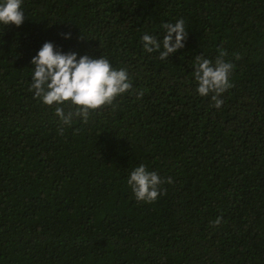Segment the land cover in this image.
Listing matches in <instances>:
<instances>
[{
    "label": "trees",
    "instance_id": "16d2710c",
    "mask_svg": "<svg viewBox=\"0 0 264 264\" xmlns=\"http://www.w3.org/2000/svg\"><path fill=\"white\" fill-rule=\"evenodd\" d=\"M21 7L19 26L0 25V264H264V0ZM177 19L183 47L145 52L141 36ZM46 40L104 55L131 89L63 125L29 90ZM220 49L234 68L217 108L192 64ZM141 163L164 181L154 202L126 184Z\"/></svg>",
    "mask_w": 264,
    "mask_h": 264
},
{
    "label": "clouds",
    "instance_id": "9594fccd",
    "mask_svg": "<svg viewBox=\"0 0 264 264\" xmlns=\"http://www.w3.org/2000/svg\"><path fill=\"white\" fill-rule=\"evenodd\" d=\"M23 0H0V25L9 23L19 26L25 19L21 7ZM162 37L149 33L141 36L145 52H158L164 60L175 50L183 47L186 27L183 19L175 23L164 22ZM64 39L70 33H63ZM226 53L220 49L216 59L196 56L192 64L196 92L201 96L212 93L214 106L219 108L223 100L219 94L231 86L229 79L234 65L225 60ZM30 85L33 96L43 104L54 107V114L63 125H70L76 118L87 123L90 112L105 105H112L114 99L131 89L132 85L124 67H115L104 55L89 56L76 51L61 50L52 41H44L30 58ZM142 93L137 92V96ZM70 105L65 110L63 105ZM171 183V178L168 179ZM164 181L154 170H149L143 163L130 170L126 184L131 188L137 201L154 202L163 195L161 188ZM217 216L212 223L219 224Z\"/></svg>",
    "mask_w": 264,
    "mask_h": 264
}]
</instances>
